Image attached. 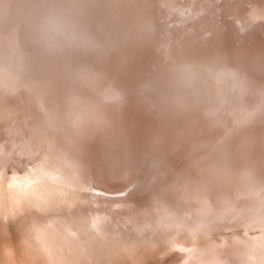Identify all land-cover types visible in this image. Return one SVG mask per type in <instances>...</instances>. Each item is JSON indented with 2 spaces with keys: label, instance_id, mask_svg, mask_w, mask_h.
I'll return each mask as SVG.
<instances>
[{
  "label": "bare ground",
  "instance_id": "obj_1",
  "mask_svg": "<svg viewBox=\"0 0 264 264\" xmlns=\"http://www.w3.org/2000/svg\"><path fill=\"white\" fill-rule=\"evenodd\" d=\"M253 1L264 5L9 0L0 86L30 106L38 125L62 130L58 159L86 187L8 191L1 181L0 264H126L142 255L150 261L141 264H264L256 245L264 244V135L256 132L264 11L252 14ZM102 187L132 188L136 205L99 215L109 203L90 191ZM74 197L87 205L72 207ZM180 211L196 227L184 245L170 240Z\"/></svg>",
  "mask_w": 264,
  "mask_h": 264
},
{
  "label": "rangeland",
  "instance_id": "obj_2",
  "mask_svg": "<svg viewBox=\"0 0 264 264\" xmlns=\"http://www.w3.org/2000/svg\"><path fill=\"white\" fill-rule=\"evenodd\" d=\"M8 3H10L9 0H0V13H1L0 14V24L2 26H4V27H9L10 23L12 22V19L10 18L11 15L9 14L10 4H8ZM182 6L183 5L180 4V3L175 4V7H179V8L184 9V6L183 7ZM250 7H252V8H250V11L252 12V14L255 13V12L256 13H261V12L264 11V5L261 4V3H257V2L255 3L254 2V4L250 5ZM5 8H7V9H5ZM2 9H3V12H2ZM5 14L6 15L8 14L9 19H8V17H6ZM2 16H4V17H2ZM3 18H5V19H3ZM3 23H4V25H3ZM6 30L8 31V28ZM2 87H3L4 91L2 90ZM2 87L0 86V105H1L0 106V111H1L0 113H2L0 115V121L2 120L1 122H3L4 119H5V121H4L5 123L4 122L0 123V182L1 181L3 182L2 184H3L4 188L6 187L5 189L8 188V191L9 190L11 191V188L17 190L19 186L20 187H26V186H29V185H35L40 190L45 191L46 193L62 192V193H66V194L72 195L75 192L74 191L75 187H86V184H85L86 183V181H85L86 179L84 178V176L81 173H78L79 171L77 172V170H74L72 167H70V165H68L69 162H67V160H65L64 157L61 156L60 159H58L59 157H58L57 154H60L62 152L61 149L64 146L63 140L67 138L66 135L62 132V130L59 127L53 125V123H49L48 121L45 123V125H42V126L38 125L37 120L35 118L36 116L33 115L32 111H30L31 110L30 106L27 107L26 106L27 104L24 103L25 101L22 102L21 98L16 93H13V89L7 87V89L5 90L4 86H2ZM7 91H9V92L7 93ZM2 93L3 94L5 93V94L3 95ZM225 93H226L227 97H232L233 92L231 91V89L229 87L226 89ZM241 95H242V98L245 101V103H248V101H246L247 99L250 102H251L252 99L253 100L256 99V98H254L255 94L252 93L250 90L248 91L247 89L243 90ZM6 98H7V101H6ZM250 102L248 103V105L252 106L255 101H253L251 104H250ZM7 104H9L8 105L9 107L7 106ZM2 111L3 112L5 111V112L3 113ZM2 115H4V116H2ZM30 118H34L35 120L34 119H30ZM1 124L3 125V127L1 126ZM32 124L35 125V126H33ZM47 125H48V127H47ZM257 127L258 128H256V132L257 133H261V135L262 134L264 135V129H263L264 128V122L260 123ZM260 127H262V128H260ZM9 128H10V130H9ZM262 129H263V131H262ZM57 131H60V133L58 134ZM18 134H19V136H18ZM1 135H2V137H1ZM24 136H25V138H24ZM45 137L48 138V139H46ZM54 144H56L57 146L56 145L54 146ZM28 145H30L31 147H29ZM14 147H15V149H14ZM51 147H52V149H51ZM8 149H9V151H8ZM63 150H65V149H63ZM14 151H15V153H14ZM46 151H48V152H46ZM54 156H56V157L54 158ZM166 158H163V160L166 159ZM1 175H3V176H1ZM77 179H78V181H77ZM46 180H48V181H46ZM37 183H39V184H37ZM69 185H70V187H69ZM55 186L57 187V189H56ZM68 187L70 189L72 187V189L70 190ZM128 187L120 188V189L102 187V188H100L99 192H95V191H97L96 189H95V191L94 190L90 191L91 193H94V196L97 195V196H99L98 198H101V199H104V200H106V199L108 200V202L106 200V203L107 204L109 203L108 205H105V207H104V205H102L103 206L102 210H105V211H102V212L99 211V213H100L99 215H104V213H107L110 210H116V209L119 210V208H117V207H120V209H121L122 204L124 205L123 209H129L130 206L133 207L134 205H136L135 201H137V200L132 198L133 195L131 196V194H133V193H131V192H133V190H132V188H130V190H129ZM54 189H55V191H54ZM156 189H155V187H153L150 192H152L153 190L156 191ZM119 197L120 198L122 197V198L120 199ZM129 197H130V199H128ZM74 199H76V197H74ZM74 199L70 200L73 203V204H71V206L72 205L74 206V205L84 204V203L77 202V199H76V201ZM125 200L127 201L126 203H128L129 200H130V203H128L127 206H126ZM112 201H115V202H112ZM138 202H140V201H138ZM111 204H112V207L110 206ZM84 205H87V204H84ZM178 214H180L179 215L180 222L178 221V224L177 223L171 224V227L172 228H176L175 229L176 231H174L170 235V240H172L171 242H175L177 244L180 243V245H184V244H186V242H188L189 240L193 239V236H195L194 234H196V232H195L196 231V227L191 223L192 219L190 220V218H189V216L187 214L181 213V211ZM182 216H184V217L182 218ZM192 226L195 227V229H193ZM189 231L191 233H189ZM259 236H260V234H259ZM256 245H258L257 247H260L264 251V248H263L264 244H262L260 241H258V244L256 242ZM263 254L264 253H261V256H263ZM148 256H150V254ZM136 258L137 257H135V258L132 257L131 260H129V262H127L126 264H141V261L143 262V260L147 261V263L150 261V259H148L147 255H142V256L139 257V259L138 258L136 259ZM134 259H135V261H134ZM91 262H92L91 264H93L94 261H91ZM2 263H4V262H2ZM87 263L90 264V261L86 260V264Z\"/></svg>",
  "mask_w": 264,
  "mask_h": 264
},
{
  "label": "clouds",
  "instance_id": "obj_3",
  "mask_svg": "<svg viewBox=\"0 0 264 264\" xmlns=\"http://www.w3.org/2000/svg\"><path fill=\"white\" fill-rule=\"evenodd\" d=\"M118 99H119V95L116 94V93H114V94L112 95V97H111L110 102H115V101H117Z\"/></svg>",
  "mask_w": 264,
  "mask_h": 264
}]
</instances>
